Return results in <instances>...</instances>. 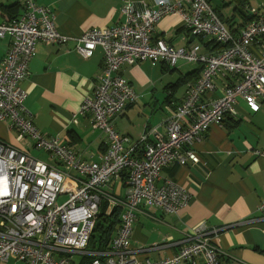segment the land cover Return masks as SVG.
<instances>
[{
    "label": "built area",
    "instance_id": "obj_1",
    "mask_svg": "<svg viewBox=\"0 0 264 264\" xmlns=\"http://www.w3.org/2000/svg\"><path fill=\"white\" fill-rule=\"evenodd\" d=\"M20 2L21 13L0 22V39L9 41L0 65V122L9 124L18 142L28 138L61 167L0 139V262L14 255L25 264H74L72 255L77 253L93 255L89 264H229L222 262L223 253L215 241L219 229L209 230L203 223L184 234L175 254L157 261H141L138 253L143 249L132 245L131 235L142 206L178 213L190 198L187 189L172 179L155 184L162 168L198 163L192 144L212 125L236 116L238 99L253 112L264 101V16L252 8L255 18L234 33L219 19L210 0H183L184 4L181 0H127L121 7L122 23L92 27L74 37L58 30L48 7L36 0ZM170 13H180L193 35L213 41L219 50L208 53L199 43L174 47L164 39L153 40L156 24ZM37 41H74L84 58L102 47L98 80L77 111L89 115L92 126L106 134V150L97 160L82 159L75 149L60 143L58 137H46L34 125L21 81L29 73ZM256 42L262 48L259 55L252 49ZM145 60L162 61L168 67L199 63L201 72L173 104L164 122L165 134L152 128L126 146L128 137L116 130L114 118L138 94L120 68ZM217 91L220 94L208 102L200 101L202 95ZM254 152L264 158V147ZM121 174L126 175V187L118 197L105 187ZM103 201L108 209L121 207L120 222L107 248L92 252L87 246ZM258 211L264 218V197Z\"/></svg>",
    "mask_w": 264,
    "mask_h": 264
},
{
    "label": "crops",
    "instance_id": "obj_2",
    "mask_svg": "<svg viewBox=\"0 0 264 264\" xmlns=\"http://www.w3.org/2000/svg\"><path fill=\"white\" fill-rule=\"evenodd\" d=\"M125 1L36 0L54 13L59 31L74 37L92 27L122 23L121 7ZM261 1L256 9L264 16V0ZM228 2L210 0L211 6L224 18L225 26L238 33L243 27L240 26L242 21L234 13V5ZM251 3L252 0L248 12L253 7ZM152 38L164 39L174 47L199 43L202 51L208 53L220 48L208 39L193 35L180 13L164 15L156 24ZM8 42L6 38L0 39V65ZM252 49L257 55L262 51L258 42ZM102 62L101 46L96 47L91 57L84 58L75 49L74 41L65 44L37 41L29 73L21 81L27 91L25 107L32 114L37 129L48 138L58 137L60 143L75 149L84 160H97L107 147L106 134L92 126L89 115L77 113L83 98L93 91ZM200 72L199 63L168 67L162 61L145 60L122 65L120 74L138 94L137 99L127 103L114 118L116 130L128 137L125 145H132L152 128L165 134L164 122L173 104L182 99L187 85L195 81ZM226 78L230 81L229 75ZM219 94V91L204 94L200 101L208 102ZM237 104L236 116H227L221 125H212L192 144L200 158L198 163L169 164L161 170L155 182L157 186L172 179L187 189L190 198L178 213L162 212L156 206L140 208L131 243L143 249L138 253L141 261H157L175 254L184 234L203 223L209 230L219 229L215 241L223 253V263L264 264V218L258 211L264 197V158L254 152L255 148L264 147V101L255 112L242 99H238ZM0 139L25 147L29 153L33 146L28 138L18 142L15 131L4 122H0ZM125 187L126 176L121 174L111 179L105 189L121 197ZM0 264L25 263L10 255Z\"/></svg>",
    "mask_w": 264,
    "mask_h": 264
},
{
    "label": "trees",
    "instance_id": "obj_3",
    "mask_svg": "<svg viewBox=\"0 0 264 264\" xmlns=\"http://www.w3.org/2000/svg\"><path fill=\"white\" fill-rule=\"evenodd\" d=\"M250 1L251 0H229L228 2V4L234 5L233 11L235 14H238V16L242 21L240 26L246 25L249 21L255 18L254 14L247 11V7L249 6ZM21 11H22V6L20 0H0V22L4 21V19L5 21H7L16 18L21 13ZM214 11L216 12L219 19L222 22H225L224 18L219 13L218 9L215 8ZM210 42L214 43L213 41ZM108 208H109L108 203L106 201H103L98 210V213L96 214L95 225L93 227L92 233L89 238V242L87 246V249L89 251L94 252V251H102L106 249L112 235L119 226L121 207L114 206L111 209ZM83 256L84 257H82V259L78 264H89L90 261L94 258L93 255H83Z\"/></svg>",
    "mask_w": 264,
    "mask_h": 264
},
{
    "label": "rangeland",
    "instance_id": "obj_4",
    "mask_svg": "<svg viewBox=\"0 0 264 264\" xmlns=\"http://www.w3.org/2000/svg\"><path fill=\"white\" fill-rule=\"evenodd\" d=\"M262 1L261 0H252V8L253 9H256L258 6H259V4L261 3ZM256 6V7H255ZM259 9H260V7H259ZM226 14V13H225ZM31 150H30V154L33 156V157H35V158H37V159H39V160H42V161H45V162H47L48 164H51V165H57V164H55L56 162H55V159H51V157H50V155L47 153V152H45V151H43V150H41V149H38V148H36V147H33V146H31ZM113 194V193H112ZM59 201H62V198H59ZM95 220H96V216H95ZM94 225H95V223H94ZM82 257H84L83 255H81V254H77V253H75V254H73L72 255V259H73V261L75 262V263H79L80 262V260L82 259Z\"/></svg>",
    "mask_w": 264,
    "mask_h": 264
}]
</instances>
